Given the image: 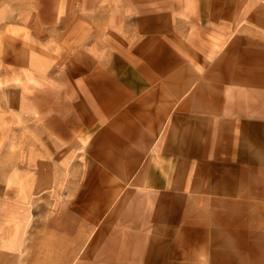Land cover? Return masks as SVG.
Returning <instances> with one entry per match:
<instances>
[{
  "label": "crops",
  "instance_id": "crops-1",
  "mask_svg": "<svg viewBox=\"0 0 264 264\" xmlns=\"http://www.w3.org/2000/svg\"><path fill=\"white\" fill-rule=\"evenodd\" d=\"M131 11L74 38L73 83L30 150L44 187L57 140L67 194L25 264H264V0Z\"/></svg>",
  "mask_w": 264,
  "mask_h": 264
},
{
  "label": "rangeland",
  "instance_id": "rangeland-1",
  "mask_svg": "<svg viewBox=\"0 0 264 264\" xmlns=\"http://www.w3.org/2000/svg\"><path fill=\"white\" fill-rule=\"evenodd\" d=\"M145 1L153 0H0V246L5 256L3 264L27 263L25 243L32 244L35 238L32 229L41 228L44 210L51 212L59 206L54 203L55 197L67 194L63 186L57 185L58 171L52 170L57 169L59 150L63 151L57 140L44 143L50 150L49 185L46 181L44 187L35 177L38 173L30 170V165L35 164V160L31 163L30 150L38 149L36 155L41 158L42 116L57 115L60 85L69 83L67 79L73 83L72 74L70 77L65 73L73 70L75 63L79 64L74 59V38L80 40L81 35L82 38L89 35L92 21L110 20L120 27L121 21L131 16L132 11L128 9ZM47 103L54 106L48 108ZM69 150L72 153L60 164L66 169H71L69 166L74 159L78 161L73 149Z\"/></svg>",
  "mask_w": 264,
  "mask_h": 264
}]
</instances>
